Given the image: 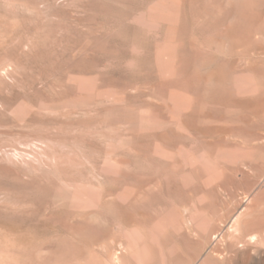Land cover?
Wrapping results in <instances>:
<instances>
[{
    "label": "rangeland",
    "instance_id": "1",
    "mask_svg": "<svg viewBox=\"0 0 264 264\" xmlns=\"http://www.w3.org/2000/svg\"><path fill=\"white\" fill-rule=\"evenodd\" d=\"M0 264H264V0H0Z\"/></svg>",
    "mask_w": 264,
    "mask_h": 264
}]
</instances>
